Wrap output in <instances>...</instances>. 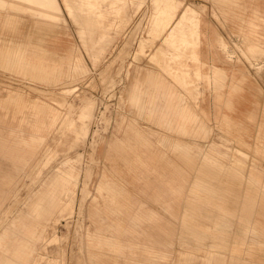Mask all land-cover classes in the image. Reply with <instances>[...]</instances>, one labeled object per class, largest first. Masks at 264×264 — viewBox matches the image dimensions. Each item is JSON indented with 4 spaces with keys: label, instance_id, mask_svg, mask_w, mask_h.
<instances>
[{
    "label": "rangeland",
    "instance_id": "rangeland-1",
    "mask_svg": "<svg viewBox=\"0 0 264 264\" xmlns=\"http://www.w3.org/2000/svg\"><path fill=\"white\" fill-rule=\"evenodd\" d=\"M60 1L62 19L45 35L44 47L56 57L64 56L70 50L69 62L64 59L60 63L61 74L45 76L30 67L0 59V98L9 93L20 96L5 103L7 111L0 109V115L8 114L5 123H0L1 128L17 125L21 116L31 118V103L35 100L58 110L45 139L31 150L25 148L26 154L31 151L26 164L0 155V187L5 190L0 189V202H3L2 208L0 205V264H92L90 252L100 253L107 264H134L132 260H145L151 255L144 251L141 238L127 239L128 234H121V238L104 240L95 247L90 243L88 235L96 227L108 237L118 234L112 227L118 221L122 228H135L129 221L130 215H152L162 224L175 227L172 243L160 245L167 254L165 258L154 261L149 259H153L152 256L148 260L157 264H184V245L178 235L184 204L192 196L190 189L196 172L186 174L185 182L181 180L184 171L176 174L179 176L176 184L181 187L172 190L160 181L157 173L142 165L129 169L121 158L122 152L129 148L111 146L110 141L130 138L134 151L148 152L154 156L157 165L168 170L171 168L169 160L174 157L173 143L184 145L186 142L194 151H206L217 145L219 151L227 153L226 157L220 158L223 163L236 164L239 158L244 175L256 164L257 174L264 179V150L255 152V145L259 144L255 138L259 123L264 121V54L249 61L240 51L246 44L244 32H248L245 21L260 23L253 31H264L261 21L264 13L250 11L246 0H106V5L104 3V8L96 15L98 18L86 27L75 23L72 8H68L65 0ZM187 5L192 7L174 24L176 14ZM198 17L200 31H221L218 39L226 43V48L218 44L228 53L218 55V62L230 67V74L241 68L248 76L253 101L245 102L246 109L254 108V102H257L256 121L248 123L244 120L247 133L242 135L248 144L239 140L236 127H227L220 120L222 113L235 120L246 119L243 113L240 116L241 113L236 112L238 103L228 105L224 102V94L218 97L211 85L203 80L198 81V94L188 93L184 84L174 77L175 71L183 75L184 62L192 67L194 62L192 59L187 61L184 47L181 54L172 56L174 49L169 42L177 40V31H187L188 25L197 27ZM26 18L21 33L33 32L35 37L42 36L38 31H28L31 21ZM167 31H171L167 38L169 42L164 40ZM256 34H248L249 39L264 45V37ZM182 41L185 43V39ZM77 57L84 68L73 72L70 64ZM209 67L208 64L202 66V71L208 72ZM147 73L157 74L171 85L181 102L206 125L208 132L204 136L184 135L176 131L174 123L159 121L163 101L157 102V108L149 107L146 93L150 86L144 81ZM237 77L231 76L228 82ZM135 87L141 92L137 101L130 98ZM66 88L72 91L63 92ZM22 103L25 104L23 107ZM165 117L168 122L175 118L172 114H165ZM21 127L20 133L26 136L30 128L27 124ZM75 127H81L82 132L73 133ZM138 135L146 137V143L137 140ZM237 148L245 151L247 156H241ZM11 174L13 179L9 183ZM220 176L231 181L233 175L226 172ZM103 177L114 181L125 196L142 206L111 211L105 197L108 190L97 189ZM63 181L67 182L63 193L36 206L44 192L49 193L51 187ZM238 190L241 192L242 188ZM5 192L10 193L8 199L3 198L4 194H9ZM201 195L207 196L206 193ZM95 202L100 212L97 217H91L89 207ZM22 216L23 220H20ZM153 223L142 220L136 228H146ZM233 223L239 225L240 222L235 218ZM208 242L209 239L204 241ZM115 246H120L121 250L116 252ZM191 249L199 255L204 254Z\"/></svg>",
    "mask_w": 264,
    "mask_h": 264
},
{
    "label": "crops",
    "instance_id": "crops-1",
    "mask_svg": "<svg viewBox=\"0 0 264 264\" xmlns=\"http://www.w3.org/2000/svg\"><path fill=\"white\" fill-rule=\"evenodd\" d=\"M65 2L68 8H72L74 14L72 19L75 23L86 27L87 23L98 18L96 15L104 8L103 4L106 5V0H65ZM245 2L250 4V11L256 14L264 13V0H246ZM190 7L192 6H184L181 13L176 14L174 24ZM61 9L60 0H0V59L2 62L11 61L20 66L30 67L33 71L45 76L61 74L62 65L60 63L64 59L69 62L70 50L66 55L56 57L55 53L44 47L45 35L51 31L52 26L57 21L62 19ZM26 17L30 18L31 21L28 31H38L42 36L35 37L33 32L21 33L26 25ZM198 21L197 27H189L188 25L187 31H177L178 34L175 37L177 40L169 42L167 38L171 31L164 33V40L173 46L172 56L181 54L180 52L184 47V55L187 56L185 58L187 61L192 59L194 62L193 67L184 62V68H181L183 75L181 72L175 71L174 77L184 84L188 93L198 94L200 91L198 87L200 82L198 81L203 80L211 85V88L218 93V97L223 93L224 102L228 105L234 106V102L238 103L236 112L241 113L240 116L243 113L246 119L235 120L227 113H222L220 120L227 127H236L239 140L248 144L242 135L247 133L244 120L248 123L256 121L254 109L257 103L254 102V108L246 109L245 102L253 101L249 92L252 88L248 84V76L241 68H238L236 73L230 74L228 72L230 67L218 62L217 56L226 52L222 51V47L218 44L220 43L224 49L226 48V43L220 38L218 39L221 31H200L201 21L199 17ZM261 21L264 22V19ZM245 24L248 28V32H244L246 44L244 48L240 47V51L247 60L251 61V58L264 54V45L251 41L248 34L256 32V36L262 38L264 31H253L260 27V23L255 21H245ZM182 39H185V43ZM217 39L218 41L215 42ZM227 57L230 60V56L227 55ZM207 64L210 66V70L203 72L202 66ZM83 68L79 57L70 64V69L73 72ZM234 75L238 77L229 83L228 79ZM144 81L151 90L146 93L149 96V107L157 108V102L163 101L164 109L159 114L161 123H174L177 132L194 137L204 136L208 132L204 122L199 121L192 109L181 102V98L171 88L170 84L165 83L157 74L152 73L145 74ZM138 90L135 87L131 91V100H139L141 92ZM71 91V88H66L63 92L69 93ZM14 97L20 96L18 94L13 96L9 93L5 98H0V109L7 111L5 103ZM31 109V118L21 116L17 125L0 127V155L18 159L22 165L31 158V151L26 154L25 148L31 150L37 143L44 140L58 116V110L55 107L39 100L31 103ZM165 114H172L175 118L168 122ZM7 115L6 112L0 115V123H5ZM22 124H27L30 128L28 132L26 131V136H22L20 133L23 131ZM2 132L8 135L5 136ZM255 138L259 141V144L255 145V152H258L259 149L264 150V121L259 123V131ZM137 140L146 143L147 138L138 135ZM130 143V138H116L110 141L111 146L129 148H126L127 150L121 154L122 160L129 169L138 168L142 165L146 170L157 173L160 181H163L172 190H179L181 187V184H176L179 180V176L177 177L176 174L184 171V178H181V180L184 179V182L187 180L185 175L189 172L195 171L197 174L191 184L192 196L187 198L188 202L184 204V212L181 215V230L178 235V239L184 245V264H264V179H261L257 174L256 164H253L248 174L244 175L240 159L237 158L236 164L227 165L223 163L220 158L226 157L227 153L219 151L215 144L206 151H202V149L194 151L186 142L184 145L175 142L173 143L174 159L170 158L169 165L171 168L168 170L164 166L157 165L154 156L148 152L134 151ZM237 151L241 156H247L245 151L239 148ZM226 172L233 175L231 181L221 178L220 175ZM11 175L9 183L13 179V174ZM68 176V179L71 180V176L69 174ZM239 188H242L241 192L238 190ZM0 189L5 191L3 187ZM97 189L108 190L105 196L106 202L113 212L124 208L129 210L136 206H142V203L125 196L123 194L125 192L107 177H103L99 181ZM44 193L45 197H51L48 192ZM201 193H206L207 196H202ZM9 197L10 193L8 196L6 194L3 196L7 199ZM0 205L2 208L3 202H0ZM63 207L65 209V204ZM99 212L100 207L96 202L90 205L91 217H97ZM235 218L239 220V225L233 223ZM20 220H23V216L20 217ZM142 220L153 221L154 223L146 228H136L138 227L137 223ZM129 221L134 223L135 228H133L134 226L130 227L132 230L122 228L118 221L116 225L112 226L118 234H111L109 237L101 233L100 227H96L94 232L88 235L90 243L95 247L104 240L114 241L121 238V234H128L127 239L141 238L144 251L151 255L149 257L153 256V259L146 257L145 260H132L134 264H157L150 260L164 259L167 254L161 246L164 242L172 243L175 227L162 224L158 218L152 215H130ZM207 239L209 242L204 243ZM191 242H195V244L192 245ZM148 243L156 244V246H150ZM24 245L26 246L23 241ZM191 248L203 251L204 254L199 255ZM113 249L119 252L121 247L115 246ZM89 258L92 264H107L105 260L101 259L98 252H90Z\"/></svg>",
    "mask_w": 264,
    "mask_h": 264
},
{
    "label": "bare ground",
    "instance_id": "bare-ground-1",
    "mask_svg": "<svg viewBox=\"0 0 264 264\" xmlns=\"http://www.w3.org/2000/svg\"><path fill=\"white\" fill-rule=\"evenodd\" d=\"M33 24H34V22H33ZM81 130H82L81 127H78V128L75 127L74 130H73V133H75V134H79V133L82 132ZM66 180H67V179H66ZM66 183H67L66 181L56 183L53 187H51V188L49 189V194L51 195V197H50V196H49V197H45V195L42 196V197L38 200L37 205L41 206L42 203H43L45 200H47V199H53L54 197H58L60 193H63L62 189H63V187H64V185H65Z\"/></svg>",
    "mask_w": 264,
    "mask_h": 264
}]
</instances>
